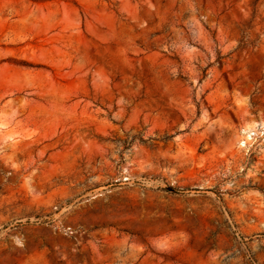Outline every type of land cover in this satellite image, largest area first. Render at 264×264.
<instances>
[{"label": "rangeland", "instance_id": "rangeland-1", "mask_svg": "<svg viewBox=\"0 0 264 264\" xmlns=\"http://www.w3.org/2000/svg\"><path fill=\"white\" fill-rule=\"evenodd\" d=\"M263 130L264 0H0V264H264Z\"/></svg>", "mask_w": 264, "mask_h": 264}, {"label": "trees", "instance_id": "trees-1", "mask_svg": "<svg viewBox=\"0 0 264 264\" xmlns=\"http://www.w3.org/2000/svg\"><path fill=\"white\" fill-rule=\"evenodd\" d=\"M173 191H176V192H179V190H181L180 188H177V187H172L171 188Z\"/></svg>", "mask_w": 264, "mask_h": 264}, {"label": "built area", "instance_id": "built-area-1", "mask_svg": "<svg viewBox=\"0 0 264 264\" xmlns=\"http://www.w3.org/2000/svg\"><path fill=\"white\" fill-rule=\"evenodd\" d=\"M262 133L264 134V130L262 131Z\"/></svg>", "mask_w": 264, "mask_h": 264}]
</instances>
